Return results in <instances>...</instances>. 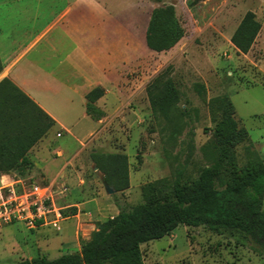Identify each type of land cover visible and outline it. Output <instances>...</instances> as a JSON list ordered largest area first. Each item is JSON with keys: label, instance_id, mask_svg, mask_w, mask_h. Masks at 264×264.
I'll return each instance as SVG.
<instances>
[{"label": "rangeland", "instance_id": "1", "mask_svg": "<svg viewBox=\"0 0 264 264\" xmlns=\"http://www.w3.org/2000/svg\"><path fill=\"white\" fill-rule=\"evenodd\" d=\"M156 2L175 4L185 35L169 52L147 51L145 67L131 72L124 82L125 95L96 102L106 99L102 107L107 112L95 104L102 116L93 124L104 125L84 157L86 183L76 201L88 202L86 209L63 210L60 230L50 226L30 230L22 223L1 227L0 264L36 257L53 260L80 251L99 223L117 215L116 201L127 208L143 204V189L149 184L160 182L168 189L177 182L191 185L204 170L220 169L216 185L223 190L221 182L227 177L219 164L215 129L227 103L234 107L238 128L248 133L247 141L235 149L237 166L244 167L254 158L252 154L264 163V0ZM248 12L255 14L262 27L251 51L243 55L231 37ZM169 66L167 79L176 99L163 114L153 109L147 87ZM57 115L70 123L81 111ZM64 136L61 142L69 139ZM79 139L87 142L84 136ZM94 153L127 156L128 190L106 192L104 175L92 170ZM70 196L69 191L62 194L54 189L57 207L67 205ZM141 251L145 264H264V239L255 241L231 231L216 233L204 226L181 225L170 235L143 244Z\"/></svg>", "mask_w": 264, "mask_h": 264}, {"label": "crops", "instance_id": "2", "mask_svg": "<svg viewBox=\"0 0 264 264\" xmlns=\"http://www.w3.org/2000/svg\"><path fill=\"white\" fill-rule=\"evenodd\" d=\"M160 7L156 0H0V166H14L0 170V187H65L71 196L59 208L86 209L76 201L84 157L104 125L93 124L86 96L96 88L105 98L125 95L130 73L145 67L146 32ZM102 101L96 105L107 112ZM80 111L70 123L57 115Z\"/></svg>", "mask_w": 264, "mask_h": 264}, {"label": "trees", "instance_id": "3", "mask_svg": "<svg viewBox=\"0 0 264 264\" xmlns=\"http://www.w3.org/2000/svg\"><path fill=\"white\" fill-rule=\"evenodd\" d=\"M191 1L198 3L205 0ZM261 27L254 13L248 12L244 16L231 37V43L239 54L247 55L251 51ZM184 35L174 5L152 11L146 32V44L150 51L169 52ZM170 67L147 87L153 109H159L163 114L170 101L176 99L173 85L167 79ZM4 84H9L24 96L10 82L5 81ZM103 96L102 88H96L86 96V111L93 120H100L102 116L95 104ZM48 120L51 128L55 122L51 118ZM215 139L219 164L227 177L221 182L223 190L216 185L220 169L204 170L191 185L177 182L168 189L160 182L149 184L143 189V204L127 208L116 201L119 213L99 223L80 252L53 260L36 257L17 264H145L141 246L170 235L181 225L193 228L204 226L216 233L238 232L255 241L264 239V163L258 155L252 154L254 158L244 167L237 166L235 149L247 141L248 133L238 128L231 103L223 109L222 119L215 129ZM91 159L104 175V182L115 193H124L130 188L127 156L94 153ZM12 167L13 163L6 168L0 166V170L7 171Z\"/></svg>", "mask_w": 264, "mask_h": 264}, {"label": "built area", "instance_id": "4", "mask_svg": "<svg viewBox=\"0 0 264 264\" xmlns=\"http://www.w3.org/2000/svg\"><path fill=\"white\" fill-rule=\"evenodd\" d=\"M61 136L60 134L58 135ZM65 194V187L59 190ZM50 186L2 185L0 187V228L22 223L30 230L50 226L60 230L64 219L62 209L53 200Z\"/></svg>", "mask_w": 264, "mask_h": 264}, {"label": "water", "instance_id": "5", "mask_svg": "<svg viewBox=\"0 0 264 264\" xmlns=\"http://www.w3.org/2000/svg\"><path fill=\"white\" fill-rule=\"evenodd\" d=\"M95 170H97V167H95ZM104 186L108 194L112 195L115 193V191L112 188H110L105 182H104Z\"/></svg>", "mask_w": 264, "mask_h": 264}]
</instances>
